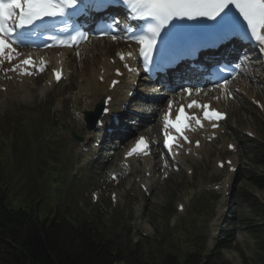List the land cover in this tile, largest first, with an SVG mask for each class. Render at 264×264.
Here are the masks:
<instances>
[{
	"label": "rangeland",
	"instance_id": "rangeland-1",
	"mask_svg": "<svg viewBox=\"0 0 264 264\" xmlns=\"http://www.w3.org/2000/svg\"><path fill=\"white\" fill-rule=\"evenodd\" d=\"M85 73L87 76L84 78L86 84L81 87H89L88 77L91 72ZM83 77H85L84 74ZM80 83L81 79L76 74L71 89L79 87ZM70 86V84L65 83L45 96L36 91L28 97L18 94L15 98L8 97L6 101L0 99V159L3 154L7 156L2 149L8 144L6 143L8 131L17 127L14 130L17 131V135H21V142H14L15 139L12 141L9 157L7 156L8 160H1L3 162H0V171L6 174L13 168H17L21 191L26 192L23 190V182L33 189L37 185L36 177H41L46 172L47 167L46 161L40 160L38 156L36 159L33 149L36 144L38 146L44 141V147L40 148L39 154L45 156V159L51 155L55 156L65 163L63 165L65 186L62 191H69L68 202L72 204L78 214H82L80 209L85 210L90 216H93L92 212L97 209L104 211L101 222L97 221V223L116 239H123L132 244L141 242V247L149 250L153 242L159 240L165 232L168 233L173 243L177 244L181 238H186V234L182 231L192 226L193 241L200 239L201 243L204 242L211 247L212 244L206 242L211 237L209 220L216 214L219 199L214 193L199 190L200 181L196 177L186 178L183 174H176L170 180L157 185L149 199L144 194H141V197H133V194L130 193L129 197H125V194L121 192L119 206L115 207L109 204V189L116 184L109 180L108 172L111 166L115 165V159L91 170L82 164L84 160L80 159L82 156L78 151L79 149L69 134L58 127V124L62 123L71 130H79V126L74 123L71 115L74 100L71 99ZM257 88L260 90L259 96L264 101V86L259 84L256 87L258 92ZM253 91V88L248 89L249 94ZM24 94L29 93L24 92ZM240 99H243L240 101L241 104H236L231 113V122L236 128L221 136L222 142L235 140L239 143L238 154L242 168L239 175L241 178L235 184V196H233L229 206V215L234 222L228 229L231 237L227 241L228 245L223 249L219 261L226 264H255L256 246L250 228L258 226L264 230V220L261 219L260 212L252 210L253 200L250 196L258 197L260 203L264 202V187L252 186L250 177L253 174L264 177V166L256 164L252 154V151L254 152L258 146L264 143V113L258 112L247 104L246 98ZM79 102L81 101L79 100ZM61 109L65 110L61 111ZM41 114L42 116L39 118ZM244 130H252L259 141L254 139L248 140V142L245 137L242 139V131ZM252 147L254 148L252 149ZM213 150L214 147L211 152L207 150L209 158L215 157ZM222 150H225L224 147ZM223 153L224 151H219L220 156ZM256 156L260 155L256 154ZM75 172L77 174L73 175ZM94 190L101 191L98 203L91 201V192ZM193 191L197 194L192 198L193 202H191L190 207L195 213H188L186 218L178 216L176 223L172 224L170 222L171 217L168 219L166 216V211L174 207L175 200L181 199L185 194H191ZM137 194H139L138 191L135 192V195ZM116 221L120 222L116 223ZM147 225H152L154 231L150 232L148 237H143L142 234L149 233L146 230ZM205 229L208 233L204 232ZM232 233L234 235L239 233L241 239L235 240ZM239 243L244 244L252 254L253 257L250 256L251 262L243 257L238 247Z\"/></svg>",
	"mask_w": 264,
	"mask_h": 264
},
{
	"label": "trees",
	"instance_id": "trees-1",
	"mask_svg": "<svg viewBox=\"0 0 264 264\" xmlns=\"http://www.w3.org/2000/svg\"><path fill=\"white\" fill-rule=\"evenodd\" d=\"M50 167L45 189L42 184L35 198L33 189L23 182V193L12 175L0 181V264H213L187 248L175 254L165 242L143 256L139 246L132 250L112 241L92 220L71 212L66 202L62 205L61 165ZM253 180L264 186V177ZM260 237L256 235L264 262Z\"/></svg>",
	"mask_w": 264,
	"mask_h": 264
},
{
	"label": "snow or ice",
	"instance_id": "snow-or-ice-1",
	"mask_svg": "<svg viewBox=\"0 0 264 264\" xmlns=\"http://www.w3.org/2000/svg\"><path fill=\"white\" fill-rule=\"evenodd\" d=\"M81 0H0V64H3V57L7 51V59L9 62L16 59L22 53L17 52L13 45L22 44L25 42V36L30 33H19L16 30L30 27L37 20H43L45 17L69 16L74 15L75 11L69 12L70 9L79 11L78 4ZM109 2V0H105ZM115 3L117 0H110ZM128 8L133 12L137 19L154 20L156 23L150 24L147 32L141 35H134L129 39L136 40L142 47L141 54L147 61L155 47V40L160 35L161 28L174 18L196 19L197 17H207L210 20H216L222 13L227 15L226 10L234 7L238 10L239 15L247 22V29L250 30V39H254L260 46L261 51H264V0H122ZM103 6V5H101ZM247 31V30H246ZM114 39L116 37H113ZM131 56V53L128 54ZM121 59L124 56L121 55ZM20 63L28 65L32 63L31 57L22 60ZM127 66V65H126ZM19 68L9 69L11 71ZM132 71L133 69H129ZM24 74H31L25 70ZM56 79H61V74L56 73ZM114 84L116 82H113ZM189 94L191 90H188ZM110 99V98H109ZM189 108L207 107L201 106L193 101L188 105ZM171 110V105H169ZM184 108L180 107V114H183ZM176 116V121L179 122L181 115ZM206 119H223L224 116L219 112L213 111L211 115L207 111L204 113ZM184 127L191 129V122L203 127L200 118L195 114L184 116ZM174 127L183 140L188 141V137L181 130L179 123L173 124L168 115L165 116V128ZM216 126V125H214ZM167 136V132L165 133ZM168 137V140H172ZM191 143V141H188ZM178 143V142H177ZM199 146V141H196ZM143 146V147H141ZM169 150H171V146ZM178 146H182L179 145ZM234 147V146H233ZM147 143L143 137L137 142L136 146L128 152L131 156L133 153L143 152L147 154L145 149Z\"/></svg>",
	"mask_w": 264,
	"mask_h": 264
},
{
	"label": "bare ground",
	"instance_id": "bare-ground-1",
	"mask_svg": "<svg viewBox=\"0 0 264 264\" xmlns=\"http://www.w3.org/2000/svg\"><path fill=\"white\" fill-rule=\"evenodd\" d=\"M92 50V48L91 47H84V51L86 52V53H88V52H90ZM106 50L107 49H105V47H102V48H100L99 50H98V53H97V55L98 56H101V55H104L105 53H106ZM96 58V56L93 58V59H87L86 61H85V64H83V63H81L79 66H78V73L80 74V77H83V74L85 75V77H83V78H86L87 76H86V73L85 72H91V74L89 75V87H90V89H89V87H81V90L82 91H91L92 89H96L100 84H98L97 83V81H96V79L99 77V75H98V71L96 70V68H95V64H96V62H97V60L95 59ZM91 60V61H90ZM72 62L73 63H71V66H75V60H72ZM99 63H102L103 65H104V68L106 69V75H108L109 74V69L111 68V66L107 63V62H103V60H101ZM93 68V69H92ZM101 76V75H100ZM33 82V81H32ZM31 82V83H32ZM31 83H29V81H27L26 83H19V82H9L8 84H7V86H8V88L9 89H11V90H16V89H14L13 87H14V85H16V86H18V87H20V88H22V93H29V94H27V95H23V96H30L31 94H32V92H33V88L31 87V86H29V84H31ZM1 85H6V83L5 82H2L1 83ZM103 86H104V83H103ZM16 91H18V90H16ZM117 91H119L120 93H121V91H122V86L121 85H119V86H117L115 89H114V91L113 92H117ZM2 94V92L0 91V95ZM117 105H118V103H117ZM116 105V106H117ZM145 127V126H144ZM144 127H142L140 130H139V132H140V134H142V133H147L148 131H147V128H145V129H143ZM156 180H154L153 182H152V184L155 182Z\"/></svg>",
	"mask_w": 264,
	"mask_h": 264
}]
</instances>
